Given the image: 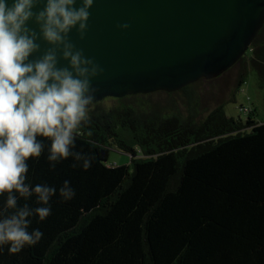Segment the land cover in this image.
I'll list each match as a JSON object with an SVG mask.
<instances>
[{
	"label": "trees",
	"instance_id": "obj_1",
	"mask_svg": "<svg viewBox=\"0 0 264 264\" xmlns=\"http://www.w3.org/2000/svg\"><path fill=\"white\" fill-rule=\"evenodd\" d=\"M251 47L264 83V26ZM237 66L240 88L244 57ZM222 103L203 122L95 104L70 149L91 160L87 170L72 155L50 161L51 142L38 137L43 151L26 162L25 183L55 194L48 205L12 195L33 210L28 231L43 235L16 254L0 246V264H264V122L222 120ZM119 126L134 144L118 139ZM114 144L132 168L108 164ZM65 181L70 200L60 195ZM37 207L50 215L41 221Z\"/></svg>",
	"mask_w": 264,
	"mask_h": 264
},
{
	"label": "clouds",
	"instance_id": "obj_2",
	"mask_svg": "<svg viewBox=\"0 0 264 264\" xmlns=\"http://www.w3.org/2000/svg\"><path fill=\"white\" fill-rule=\"evenodd\" d=\"M41 3L43 9L34 12ZM76 4L77 0H11L9 6V0H0V194L8 193L0 220V246L10 245V254L35 245L43 235L39 230L28 231L33 210L27 203L18 207L12 193L25 201L35 193L37 203L48 205L56 191L40 184L30 189L25 183L26 162L43 151L37 138L51 142L50 161L72 155L83 161L85 170L91 166L89 158L70 149L74 134L89 120L96 92L91 81L103 69L69 39L73 29L81 40L85 38L94 0H81L78 8ZM30 21L39 33L29 28ZM38 39L49 47L38 59L30 60L40 52ZM61 59L67 66H58ZM60 195L65 200L75 195L67 181ZM9 209L14 210L11 215H7ZM35 213L42 221L50 208L37 207Z\"/></svg>",
	"mask_w": 264,
	"mask_h": 264
},
{
	"label": "water",
	"instance_id": "obj_3",
	"mask_svg": "<svg viewBox=\"0 0 264 264\" xmlns=\"http://www.w3.org/2000/svg\"><path fill=\"white\" fill-rule=\"evenodd\" d=\"M90 13L85 38L76 29L69 34L103 69L91 81L89 111L107 98L175 93L217 79L239 63L264 26V0H94ZM28 26L39 33L33 21ZM37 43L40 52L30 60L49 47Z\"/></svg>",
	"mask_w": 264,
	"mask_h": 264
},
{
	"label": "rangeland",
	"instance_id": "obj_4",
	"mask_svg": "<svg viewBox=\"0 0 264 264\" xmlns=\"http://www.w3.org/2000/svg\"><path fill=\"white\" fill-rule=\"evenodd\" d=\"M251 47L244 55L247 64L245 83L236 86L239 68L234 66L221 77L206 81L200 80L175 93L157 92L148 95H136L129 98H107L100 102L101 109L110 110L115 107L128 106L139 112L155 111L160 115H178L184 120L203 122L209 113L223 105L222 120H241L246 122L250 115L254 120L264 122V83L260 74L252 64L255 59ZM248 110V112L245 111ZM118 139L134 144L133 135L129 129L118 127ZM109 165L131 166V155L114 144L109 149Z\"/></svg>",
	"mask_w": 264,
	"mask_h": 264
},
{
	"label": "built area",
	"instance_id": "obj_5",
	"mask_svg": "<svg viewBox=\"0 0 264 264\" xmlns=\"http://www.w3.org/2000/svg\"><path fill=\"white\" fill-rule=\"evenodd\" d=\"M246 112H248V110L245 109Z\"/></svg>",
	"mask_w": 264,
	"mask_h": 264
}]
</instances>
